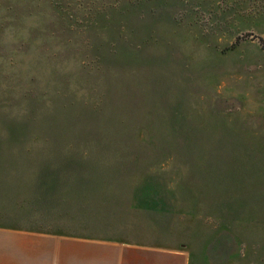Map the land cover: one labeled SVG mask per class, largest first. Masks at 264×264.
<instances>
[{"label":"rangeland","instance_id":"374dc122","mask_svg":"<svg viewBox=\"0 0 264 264\" xmlns=\"http://www.w3.org/2000/svg\"><path fill=\"white\" fill-rule=\"evenodd\" d=\"M0 228L264 264V0H0Z\"/></svg>","mask_w":264,"mask_h":264},{"label":"crops","instance_id":"0c3cea01","mask_svg":"<svg viewBox=\"0 0 264 264\" xmlns=\"http://www.w3.org/2000/svg\"><path fill=\"white\" fill-rule=\"evenodd\" d=\"M0 264H189L180 245L0 228Z\"/></svg>","mask_w":264,"mask_h":264}]
</instances>
